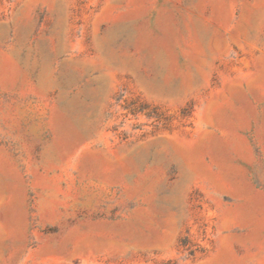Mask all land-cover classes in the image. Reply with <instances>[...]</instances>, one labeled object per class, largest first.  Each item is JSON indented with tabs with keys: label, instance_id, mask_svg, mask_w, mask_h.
Returning <instances> with one entry per match:
<instances>
[{
	"label": "rangeland",
	"instance_id": "rangeland-1",
	"mask_svg": "<svg viewBox=\"0 0 264 264\" xmlns=\"http://www.w3.org/2000/svg\"><path fill=\"white\" fill-rule=\"evenodd\" d=\"M0 264H264V0H0Z\"/></svg>",
	"mask_w": 264,
	"mask_h": 264
}]
</instances>
